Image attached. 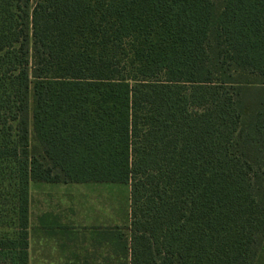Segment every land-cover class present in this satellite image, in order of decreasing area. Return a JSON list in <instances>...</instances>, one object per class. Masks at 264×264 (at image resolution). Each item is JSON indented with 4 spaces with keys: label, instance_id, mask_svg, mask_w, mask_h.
I'll use <instances>...</instances> for the list:
<instances>
[{
    "label": "trees",
    "instance_id": "obj_1",
    "mask_svg": "<svg viewBox=\"0 0 264 264\" xmlns=\"http://www.w3.org/2000/svg\"><path fill=\"white\" fill-rule=\"evenodd\" d=\"M32 182L129 185L131 264H264V0H0V264Z\"/></svg>",
    "mask_w": 264,
    "mask_h": 264
},
{
    "label": "crops",
    "instance_id": "obj_2",
    "mask_svg": "<svg viewBox=\"0 0 264 264\" xmlns=\"http://www.w3.org/2000/svg\"><path fill=\"white\" fill-rule=\"evenodd\" d=\"M30 184L29 264H131V257L118 241L111 218L47 213L32 215ZM37 183V182H36ZM46 184L51 187L102 185ZM80 224H82L80 226Z\"/></svg>",
    "mask_w": 264,
    "mask_h": 264
},
{
    "label": "rangeland",
    "instance_id": "obj_3",
    "mask_svg": "<svg viewBox=\"0 0 264 264\" xmlns=\"http://www.w3.org/2000/svg\"><path fill=\"white\" fill-rule=\"evenodd\" d=\"M32 215L57 213L111 218L112 230L128 234L130 220V186L90 184L51 187L31 185ZM82 224H80L81 226ZM3 232L0 228V234Z\"/></svg>",
    "mask_w": 264,
    "mask_h": 264
}]
</instances>
